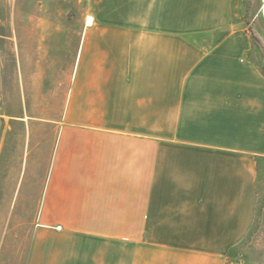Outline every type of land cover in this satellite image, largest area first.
<instances>
[{
	"label": "crops",
	"instance_id": "1",
	"mask_svg": "<svg viewBox=\"0 0 264 264\" xmlns=\"http://www.w3.org/2000/svg\"><path fill=\"white\" fill-rule=\"evenodd\" d=\"M86 1L0 59V211L61 227L27 264H226L264 159L247 0Z\"/></svg>",
	"mask_w": 264,
	"mask_h": 264
},
{
	"label": "rangeland",
	"instance_id": "2",
	"mask_svg": "<svg viewBox=\"0 0 264 264\" xmlns=\"http://www.w3.org/2000/svg\"><path fill=\"white\" fill-rule=\"evenodd\" d=\"M261 2L264 21V0ZM92 16L86 0H0V59L7 72L10 70L5 77L8 85H12V48L15 35L19 39L28 37L30 28L37 26L88 25L87 18ZM257 16V0H247L246 31L259 49L256 58L264 63V31L259 26ZM256 168L258 202L255 217L245 240L227 253L226 264H264V159L257 162ZM35 213L0 211V264H27L36 230L43 233L60 231L59 226L38 224ZM4 223L6 234L4 242H1Z\"/></svg>",
	"mask_w": 264,
	"mask_h": 264
},
{
	"label": "water",
	"instance_id": "3",
	"mask_svg": "<svg viewBox=\"0 0 264 264\" xmlns=\"http://www.w3.org/2000/svg\"><path fill=\"white\" fill-rule=\"evenodd\" d=\"M259 4H260V7H259ZM262 9H263V5H262L261 0H257V13H258V16L257 17H258V21H259V26L264 31V21L262 19ZM86 22L89 25L90 19L87 18V21Z\"/></svg>",
	"mask_w": 264,
	"mask_h": 264
},
{
	"label": "flooded vegetation",
	"instance_id": "4",
	"mask_svg": "<svg viewBox=\"0 0 264 264\" xmlns=\"http://www.w3.org/2000/svg\"><path fill=\"white\" fill-rule=\"evenodd\" d=\"M259 3V2H258ZM259 7H260V4H259Z\"/></svg>",
	"mask_w": 264,
	"mask_h": 264
}]
</instances>
